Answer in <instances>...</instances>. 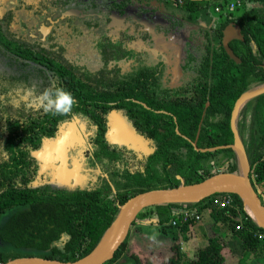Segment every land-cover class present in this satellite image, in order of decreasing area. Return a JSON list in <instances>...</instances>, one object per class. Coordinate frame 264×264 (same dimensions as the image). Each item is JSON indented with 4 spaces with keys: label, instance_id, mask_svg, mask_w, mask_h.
Instances as JSON below:
<instances>
[{
    "label": "trees",
    "instance_id": "obj_1",
    "mask_svg": "<svg viewBox=\"0 0 264 264\" xmlns=\"http://www.w3.org/2000/svg\"><path fill=\"white\" fill-rule=\"evenodd\" d=\"M52 1L57 6L65 3ZM108 1L109 11L119 16H124L127 8L135 9L139 16L164 11L168 23L159 29L165 36L185 23L200 25V32L199 27L196 31L189 27L187 32L181 80L178 85L170 84L171 73L161 67L162 61L143 55V43L153 42L147 31L141 32L142 41L129 29L120 33L125 39L111 40L105 35L95 39L105 65L90 71L64 58L53 43L32 45L15 39L7 17L0 18V61L6 67L0 71V240L15 250L9 256L0 245V264L26 255L77 260L94 249L131 196L239 170L236 153L228 147L234 143L230 119L236 100L264 83V0H243L248 7L241 15H224L222 11L219 16L223 19L213 16L211 9L225 0ZM84 5L101 10L95 0ZM229 23L237 25L243 36L229 43L240 62L230 58L221 44L222 31ZM128 42L132 48L126 47ZM107 54L117 62H130L124 69H107ZM53 82L69 90L76 100L67 115L45 114L21 98L26 89L38 95ZM116 111L147 140L151 151L146 156L139 157L133 149L109 139V115ZM245 116H249L246 138L242 132ZM74 120L87 133L86 162L101 167L107 180L84 188L38 182L39 163L33 152ZM237 129L249 162L251 184L264 204V92L241 108ZM220 145L227 147L200 150ZM227 195L232 197L230 206L220 208L212 203L214 197ZM178 207L196 210L201 219L208 213L215 222L230 224L244 250L237 264H254L245 254L264 260V241L258 237L264 229L246 213L238 195L217 193L196 203L155 204L138 216L149 209L162 231L167 226L182 230L194 222L182 223L174 214ZM173 218L176 225L171 224ZM64 233L69 239L63 245L55 244ZM129 233L104 264L125 260V252L136 264H144L136 252L129 251ZM171 249L167 258L149 255L159 264H229L226 259L232 253L226 239L213 230L194 261L184 262L180 240L173 242Z\"/></svg>",
    "mask_w": 264,
    "mask_h": 264
},
{
    "label": "flooded vegetation",
    "instance_id": "obj_2",
    "mask_svg": "<svg viewBox=\"0 0 264 264\" xmlns=\"http://www.w3.org/2000/svg\"><path fill=\"white\" fill-rule=\"evenodd\" d=\"M13 6L5 11L3 14H0V18H4V16L7 17L9 22V30L13 33L14 38L18 40H23L27 43H31L32 45L36 44H51L53 43L58 49L61 50L63 53L62 55L64 58L74 61L79 67L83 69H88L90 71L100 70L104 67L105 63L101 56L100 49L98 50L97 44H95V39L98 37H103L105 35L111 40L115 39H125L126 37H123L120 35L121 32L129 29L132 31L131 24L127 22L128 19H130V16L128 14L129 9L133 8H127L124 14V18L126 20V27L125 24L123 27H125L123 30L119 31L118 35L116 37H112L107 33H99L97 34V31L99 27L101 26V20L100 14L98 13L99 10L97 9H86L84 4L89 3L91 0H87L84 2V0H65V3H63L60 8V6H57L56 4L53 5L52 0H11ZM64 0H61L63 2ZM96 3H100L99 0H95ZM69 10H77V14H67ZM133 16H138L135 9ZM161 13H164V11L159 10ZM158 12V11H156ZM154 12V13H156ZM97 14V15H96ZM165 14V13H164ZM81 15L85 17L81 18ZM114 13H111L109 11V18L110 16H114ZM96 16V17H95ZM141 16V15H140ZM111 19V18H110ZM86 20V21H85ZM168 23V20L166 19V22L164 24L157 25V30L160 32L162 37L171 36L172 34V42L177 45V47H180V56L182 55V61L180 59L177 60L180 64L181 73L179 77H176L173 73V65L171 66V69L169 70L170 79L169 83L172 85H178L181 76H182V64L184 62V47L185 44L189 41V38L184 36V34H181L179 32H171L167 36H165L161 30L159 29L160 26L166 25ZM86 28H91L93 31V34L90 38V49L96 54L99 65L95 68H90L88 66H85L79 62H76L74 59L70 58L68 56L69 52L65 50L66 47L64 44L62 45V39L64 37H70L73 38L81 33L82 26ZM17 26V27H15ZM64 30V31H63ZM148 32V31H147ZM151 33V32H149ZM181 34L179 36H176V34ZM140 34V33H139ZM155 34L152 33V40L158 41L160 37L154 36ZM136 37H141V35H136ZM178 37H181L180 39ZM179 39V41H178ZM183 41H182V40ZM141 40V38L139 39ZM142 41V40H141ZM180 42H183L181 44ZM222 44V43H221ZM127 48H132V45L130 42L126 43ZM178 55V54H177ZM107 69H110L114 66H119L121 69H124L127 67L130 61H115L114 59H111V55L107 54ZM176 58V57H175ZM1 59V56H0ZM160 59V58H159ZM1 62V61H0ZM120 62H126L125 66H120ZM174 63H176L174 61ZM6 69L2 65V62L0 63V71H3ZM8 69V67H7ZM21 97L23 101H26L28 99L31 100L34 96L30 90H25V95H22ZM25 98H27L25 100ZM126 126L128 128H126ZM131 131V132H130ZM132 133V134H131ZM107 135L110 140H112L115 143L118 144H124L127 146V148L133 149L136 154L139 157H142L140 155V152L145 153L144 156H146L150 151L151 147L146 139L143 137L137 135L131 125L128 123V121L124 118V116L120 112H111L109 115V128L107 131ZM133 135H136L137 137H140L142 140H140V144L144 145L146 142L147 150L144 148H141L139 151L133 147L130 146L131 143L134 144V142L129 143H120V140L123 139H129L133 138ZM59 146H61V149L58 151ZM89 142L87 140V133L84 130L83 125L78 123L77 120L68 122L64 124L57 136L47 142L43 145V148L37 151L33 152V155L37 158L39 163V172H38V179L37 181L41 183H51L53 185L59 186V187H68V188H84L89 186H96L101 184L105 179L107 180V175L103 171V169L97 165H90L88 162H86L85 154L88 150ZM144 151V152H143ZM37 152L42 153V156H37ZM72 154L77 155L76 157H73ZM75 158V161L73 160ZM60 171V174H65V179L63 178H57L56 171ZM37 182V183H38ZM84 183V184H82Z\"/></svg>",
    "mask_w": 264,
    "mask_h": 264
},
{
    "label": "rangeland",
    "instance_id": "obj_3",
    "mask_svg": "<svg viewBox=\"0 0 264 264\" xmlns=\"http://www.w3.org/2000/svg\"><path fill=\"white\" fill-rule=\"evenodd\" d=\"M27 1V0H26ZM100 1V11L98 13L100 14L99 20H101V26L99 27L97 34L99 33H107L112 37H116L119 33V31L123 30L126 27V20L124 16L114 15L110 16L109 18V9L107 7L109 1L108 0H99ZM233 5V10H230V8ZM13 6L11 0H0V14H3L5 11ZM248 5L244 3L243 0H225L221 5H213V9H211V14L215 16L216 18L220 15L222 11H224V15L227 13H232L233 15L239 16L241 15L246 9ZM216 8H219V10H216ZM128 14L130 16V19L127 20L129 24H131L132 31L135 35H141V32L148 31L153 34L154 36L160 37L158 41H149L143 43L141 50H143L144 54L147 58H150L151 61H157L159 58L162 61L161 67L165 70H170L171 66L173 65L174 61L177 63V60L180 59L182 61V55L180 56V47H177L176 44H174L171 40L173 39L171 36L162 37L160 32L157 30V25L164 24L166 22V16L164 13H161L160 11L154 13V12H148L141 16H133L134 10L129 9ZM97 15V14H96ZM85 17L81 15V18ZM96 17V16H95ZM218 18L223 19L224 16H219ZM202 22V21H201ZM125 24V27H123ZM212 23L207 24V28L209 25H212ZM185 25V26H184ZM183 24L181 26V29L179 32L181 34H184V36L188 37L187 32L189 30V27L191 29L196 31V29L199 27L198 31L200 32V25L193 24L190 26V24ZM205 25V24H204ZM83 25L81 29V33L77 36L70 38V37H64L62 39V45L66 47L67 53L69 52L68 56L72 59H74L76 62H79L85 66H88L90 68H95L99 65V60L96 56V54L90 49V38L93 34V31H91V28H86ZM17 27V26H15ZM186 27V29H184ZM203 28V26H202ZM184 29V30H183ZM205 29V28H203ZM64 31V30H63ZM182 31V32H181ZM140 33V34H139ZM176 34V36H179L181 34ZM179 39L181 37H178ZM178 39V41H179ZM182 40V39H181ZM183 41V40H182ZM183 44V42H180ZM178 54V55H177ZM176 57V58H175ZM150 61V62H151ZM126 62H120V66L124 67ZM259 86V85H258ZM257 87V86H256ZM23 97V96H22ZM27 98H25L26 100ZM28 102V99L26 100ZM244 124L242 132L244 134V137L246 138L248 136V126H249V116H245ZM126 128H128L126 126ZM131 132V131H130ZM132 134V133H131ZM140 140H142L140 137H137L136 135H133V143H129L130 146L135 147L138 151L141 148L145 147V150H147L146 142L144 145L141 146ZM142 143V142H141ZM140 145V146H139ZM144 152V151H143ZM146 153V151H145ZM145 153L140 152V155L143 157ZM73 157H76L77 155L72 154ZM75 161V158L73 159ZM84 184V183H82ZM180 208V207H178ZM208 213L203 215V218L201 221H198L196 223L190 224L189 226H185L182 228V230H179L177 228H172L167 226L166 230L162 231L160 229V226L158 224V221L156 219V216L154 212L148 210H144L142 213V217L139 216L136 217V222L132 229L130 230L129 236H128V242H129V251L136 252L144 262V264H159V262H155L151 260V256L148 253H155V254H161L164 257H168L172 253L171 245H173V242L180 240V251L183 252L184 256V262H191L196 259V252L199 248L204 247L207 244L208 237L210 235V231L213 229L209 225L207 227V218L210 217L207 215ZM210 220V219H209ZM215 222V221H214ZM218 225L220 226V229L226 230L233 233L230 224L227 222H221L218 221ZM172 224V223H171ZM196 224V227H194ZM187 227V229H185ZM196 232V236L195 232ZM194 236V237H193ZM222 236V235H221ZM234 237H237V235H234ZM223 237V236H222ZM238 238V237H237ZM0 245L4 246V243L0 240ZM240 246V245H239ZM237 246L241 249V247ZM1 248V247H0ZM6 255H11L15 253L14 249H9L7 246L3 247ZM237 248V249H238ZM1 251V252H2ZM238 251L236 250L235 255L233 256V259L230 256H228V261H231L232 264H237L239 259L236 258L238 256ZM244 252V250L242 251ZM129 253V252H128ZM243 254V253H242ZM246 259L253 262L254 264H262L264 263L263 258H247L248 256L245 254ZM125 260L119 262L115 261L110 264H136L134 259L130 257L126 252L124 256H122Z\"/></svg>",
    "mask_w": 264,
    "mask_h": 264
},
{
    "label": "water",
    "instance_id": "obj_4",
    "mask_svg": "<svg viewBox=\"0 0 264 264\" xmlns=\"http://www.w3.org/2000/svg\"><path fill=\"white\" fill-rule=\"evenodd\" d=\"M72 13L77 14V10L67 12V14ZM236 39H243L240 28L234 23H229L222 31L221 43L227 55L236 62H240V58L235 55L229 45L231 41ZM263 92L264 83L246 91L236 100L231 113L230 126L234 135V143L228 145V147L235 151L239 166L241 165L238 172H219L200 182L180 184L171 188L149 189L131 196L120 206L114 222L107 228L94 249L77 260L62 261L39 255H26L9 259L3 264H104L114 256L115 251L126 239L132 223L144 208L161 203H196L217 193L238 195L243 202L246 213L258 226L264 229V204L251 184L249 162L237 129L239 107L242 105V108L247 101ZM120 143L128 142L120 140ZM193 144L196 146L195 143ZM223 147L227 146L220 145L200 150L214 151ZM247 207L250 209L251 214L247 211ZM111 229H113L111 235L103 244V240ZM68 239V234L64 233L55 244L63 245Z\"/></svg>",
    "mask_w": 264,
    "mask_h": 264
},
{
    "label": "clouds",
    "instance_id": "obj_5",
    "mask_svg": "<svg viewBox=\"0 0 264 264\" xmlns=\"http://www.w3.org/2000/svg\"><path fill=\"white\" fill-rule=\"evenodd\" d=\"M76 104L73 94L61 85L53 84L45 88L38 95H34L28 106L45 114L67 115Z\"/></svg>",
    "mask_w": 264,
    "mask_h": 264
},
{
    "label": "crops",
    "instance_id": "obj_6",
    "mask_svg": "<svg viewBox=\"0 0 264 264\" xmlns=\"http://www.w3.org/2000/svg\"><path fill=\"white\" fill-rule=\"evenodd\" d=\"M181 71V68H180V64H179V62H177V63H173V73H174V75L176 76V77H179V75H180V72ZM61 149V146H59V148H58V151ZM38 157L39 156H42V153H40V152H37V154H36ZM56 175H57V178H63L62 180H64L65 179V177H64V173L63 174H60V171H56ZM209 216V215H208ZM210 219V220H209ZM201 221V220H200ZM196 223V222H195ZM196 224H198V223H196ZM196 224H195V226L194 227H196ZM219 223L218 222H214V220H212L210 217H208L207 218V227L209 226V225H212L211 227L213 228L212 230L213 231H215V232H218L220 235H222L223 236V238H225L226 239V241H227V245L232 249V253L229 255L230 256V260H231V257H232V259H233V256L235 255V253H236V250H240V252L238 251V256L236 257V258H240L239 256H240V253H241V255H242V251H243V248L241 247V241H240V239L239 238H237V237H234L233 236V234H231L230 232H228V231H226V230H222V229H220V226L218 225ZM195 232V231H194ZM194 236H196V232H195V235ZM193 236V237H194ZM240 245V246H239ZM237 246H239V247H241V249L240 248H238ZM238 248V249H237ZM149 254V253H148ZM151 258V260L152 261H155V262H158L157 261V258L156 257H153V256H151L150 257ZM260 258H262V257H260ZM229 259H228V257H227V259H226V261H227V263H229V264H232V262L231 261H228Z\"/></svg>",
    "mask_w": 264,
    "mask_h": 264
},
{
    "label": "built area",
    "instance_id": "obj_7",
    "mask_svg": "<svg viewBox=\"0 0 264 264\" xmlns=\"http://www.w3.org/2000/svg\"><path fill=\"white\" fill-rule=\"evenodd\" d=\"M233 5L230 8V10H233ZM216 10H219V8H216ZM212 203L219 206L220 208H224V207H228L231 205L232 203V197H230L229 195L224 196V197H214L212 199ZM174 214L176 217H178V219L181 220L182 223L184 224H188L191 222H198L201 220V215L200 213H198L196 210L194 209H188V208H184V207H180V208H175L174 209ZM176 218L172 219V225H176ZM240 226H237V228H239ZM258 237L260 239H262L264 241V233H260L258 235Z\"/></svg>",
    "mask_w": 264,
    "mask_h": 264
},
{
    "label": "bare ground",
    "instance_id": "obj_8",
    "mask_svg": "<svg viewBox=\"0 0 264 264\" xmlns=\"http://www.w3.org/2000/svg\"><path fill=\"white\" fill-rule=\"evenodd\" d=\"M241 106H242V105H241ZM241 106L239 107L240 110H241ZM239 112H240V111H239ZM123 140L127 141L128 143H130V142L133 140V138L123 139ZM239 167L241 168V165H240ZM247 211L251 214L250 209H249L248 207H247ZM112 230H113V229H111V230L108 231V233H107L105 239L103 240V244L107 241L108 237L111 235ZM100 247H101V246H100Z\"/></svg>",
    "mask_w": 264,
    "mask_h": 264
}]
</instances>
